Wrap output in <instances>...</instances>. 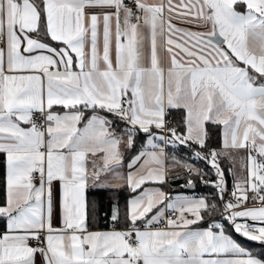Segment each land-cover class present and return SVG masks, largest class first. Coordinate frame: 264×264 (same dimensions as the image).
<instances>
[{"label": "snow or ice", "instance_id": "snow-or-ice-1", "mask_svg": "<svg viewBox=\"0 0 264 264\" xmlns=\"http://www.w3.org/2000/svg\"><path fill=\"white\" fill-rule=\"evenodd\" d=\"M0 154V264H264V0H0Z\"/></svg>", "mask_w": 264, "mask_h": 264}, {"label": "trees", "instance_id": "trees-1", "mask_svg": "<svg viewBox=\"0 0 264 264\" xmlns=\"http://www.w3.org/2000/svg\"><path fill=\"white\" fill-rule=\"evenodd\" d=\"M174 116L179 118V113H173ZM213 132L214 135V143L218 146L220 141V129L214 128ZM181 155H186L184 153H181ZM198 167L205 168L206 166L201 162H195ZM207 170V169H206ZM5 176V167H4V156L3 154H0V194H2L3 191V180ZM184 184L183 180H177L174 182L171 187L176 192H185V188H182L181 185ZM228 186H231L230 177L228 176ZM209 192H211V189L209 187H206L203 185L199 180L196 181V187L192 190V193H195L197 195H206ZM129 198V192L127 190H121L118 194L108 191H96V190H89L87 192V200L89 202V211L91 212L92 204L95 203V205L101 209V212L99 215L103 217V212L108 211L110 215V206L112 203H115L117 200L119 201L121 210L123 211L125 201ZM99 228L103 229L105 228V220L103 218L99 219L98 221ZM237 235H235L236 237ZM238 237V236H237ZM254 251H259L260 246L257 244H252Z\"/></svg>", "mask_w": 264, "mask_h": 264}, {"label": "crops", "instance_id": "crops-1", "mask_svg": "<svg viewBox=\"0 0 264 264\" xmlns=\"http://www.w3.org/2000/svg\"><path fill=\"white\" fill-rule=\"evenodd\" d=\"M57 110L59 111V109H57ZM243 155H244V153H238V154H236V159H235V167H236V170H237V172H238V174L240 176H243L244 175V170L242 168V165H243L244 161L241 158ZM92 159H95L96 162L98 164H100V165L103 164V161H102V159L99 156L98 157H95V158L90 157V162H89V167L90 168H91V160ZM223 166L225 168H227L229 166V162L227 160L223 161ZM229 177H230V181H231V186H228V188H229V190H231L232 183H233V178H232L231 175H229ZM89 190H92V189H89ZM179 193L186 194V195H193V194H195V193H192V191H185V192H179ZM249 206H252V204H249ZM58 211H59V209L57 207V209H56L57 218H58ZM97 230H106V229L103 228V229H97ZM234 238L237 239L239 242H241L243 244V246H245L246 248H250V249H252L254 251V249L252 248L253 247L252 244H254L253 242L246 241V240H244V238L239 237V236L238 237L237 236L235 237V235H234ZM37 264H39V257H37Z\"/></svg>", "mask_w": 264, "mask_h": 264}, {"label": "water", "instance_id": "water-1", "mask_svg": "<svg viewBox=\"0 0 264 264\" xmlns=\"http://www.w3.org/2000/svg\"><path fill=\"white\" fill-rule=\"evenodd\" d=\"M186 191H192L193 189L185 188Z\"/></svg>", "mask_w": 264, "mask_h": 264}, {"label": "built area", "instance_id": "built-area-1", "mask_svg": "<svg viewBox=\"0 0 264 264\" xmlns=\"http://www.w3.org/2000/svg\"><path fill=\"white\" fill-rule=\"evenodd\" d=\"M249 204H251V202Z\"/></svg>", "mask_w": 264, "mask_h": 264}]
</instances>
